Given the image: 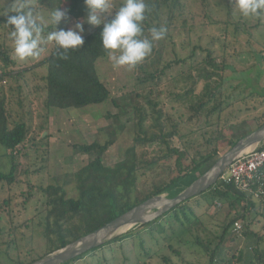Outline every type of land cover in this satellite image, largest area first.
<instances>
[{
  "label": "rangeland",
  "instance_id": "rangeland-1",
  "mask_svg": "<svg viewBox=\"0 0 264 264\" xmlns=\"http://www.w3.org/2000/svg\"><path fill=\"white\" fill-rule=\"evenodd\" d=\"M148 1L153 3L155 0H145V3ZM29 2L38 22L44 24L42 37H46L55 29L54 25L47 22L51 9L58 6L67 9L70 4L69 1L44 4H39L37 0H29ZM123 2L124 0H111L113 10L118 9ZM181 2L183 9L174 11L171 22L169 21L171 8L167 7L161 10L159 18L152 23V26L164 25L167 29L166 37L154 42L151 54L137 67L131 70L127 67H113L109 56L98 62L100 78L111 94L109 101L84 109H53L47 120L46 110L43 107L45 83L42 80L46 75V69L35 66L49 57L56 46L53 43H42L38 55L21 60L13 51L12 27L1 23L0 47L6 49L10 53L11 60L15 61L16 66L13 70L33 69L26 72L21 80L6 78V82L0 84V92L8 98L11 120L15 122L22 119L31 126L30 138L18 155L17 181L12 185L0 184L2 231L0 264H9L18 259L25 261L45 253L46 243L40 223L45 216L43 212L45 199L38 188L57 183L63 184L90 162L92 157L79 153L74 149V145L91 144L94 141L104 144L112 140L114 143L104 157V163L109 166H113L130 154L135 138L133 115L135 105L147 108L150 100L159 104L158 109L164 107V110L172 116L173 122L179 124V132L183 137L181 141H176V145L180 148L184 145L188 147L189 159L204 156L213 150V146H208L206 142L216 135L214 129H207L203 122H198L195 118L190 121V113L182 108L178 109V104L169 93L176 92L190 70L205 60V50L213 53L218 65L225 64L226 68H232V72L226 69L222 73L225 77L235 75L237 68H244L245 65L238 62L241 60L240 56L252 63L253 59H260V52L264 51V16L251 18L240 16L234 11L233 0H181ZM14 3L15 0H0V18L8 19V16L15 15L11 12ZM86 15L87 12L75 17L70 15V21L62 22L58 27L67 28L76 19H83ZM95 28L85 23L83 36L88 35ZM194 49L196 51L191 59ZM169 63L172 67L164 71L159 81L148 82L144 86L138 84L137 77H145V72L152 73ZM261 65L264 66V63L262 62ZM206 70L214 72L213 69ZM206 70L195 69L197 79ZM200 76L199 79L203 80L204 78ZM214 79L217 80V77ZM200 80L198 94L204 86V80ZM258 88L259 86L256 90L260 91ZM224 89L226 96L230 98L226 100L227 103L235 101V104L224 114V118H236L235 122H240V125L231 126L221 134L218 153L209 158L205 166L194 174L195 176L211 167L233 146L234 141L255 130V119L263 114V105H260L258 113L247 112L246 106L238 103L241 101L236 97L237 89L228 88V82ZM112 100H115V104ZM173 106L176 108L172 109ZM108 115L111 118L107 117ZM115 116H119V119ZM155 131V128L148 129L149 134ZM5 154L6 151L0 146V170L8 172L10 163ZM153 155L151 151L149 157L152 158ZM159 172L163 174L162 169ZM153 175L151 173L150 176L141 179L144 188L157 181L154 180ZM30 186L33 187L31 198L26 203ZM65 188L70 196H77L73 184ZM234 199L235 196L212 204L203 198L190 201L189 206L193 215L190 223L185 226L186 230L182 231L183 228L178 224H173L174 231H181L179 238L174 236L175 233L172 234L170 229L165 235L157 232L152 235L142 233L140 238L133 237L87 259H90L91 264L205 263L207 261L205 247H214L225 223L236 214L244 213L241 203H235L234 210L231 209L230 203L235 202ZM259 203L256 202L257 208L260 206ZM260 211L263 215L259 216L256 225H249L250 217L246 221L239 220L244 226L243 234L234 235L232 231L228 233L224 245V259L231 264H245L244 260L251 256V250L256 248V239L249 235L245 236L244 233H248V228L259 235L264 233V207ZM250 212L252 214L253 210ZM133 232L135 233V230ZM240 253L243 261L237 263Z\"/></svg>",
  "mask_w": 264,
  "mask_h": 264
},
{
  "label": "trees",
  "instance_id": "trees-1",
  "mask_svg": "<svg viewBox=\"0 0 264 264\" xmlns=\"http://www.w3.org/2000/svg\"><path fill=\"white\" fill-rule=\"evenodd\" d=\"M61 1H69L67 9L71 16L75 17L80 13L87 12L83 0H37L39 4ZM146 4V19L142 25L145 36L149 28L152 27V23L159 18L162 9L171 8L170 22L173 19L174 11L183 9L181 0H155L153 3L148 1ZM6 22L7 18H0V26L1 23ZM100 32L101 27H96L84 36L83 47L69 50L67 53L57 52L55 49L49 57L35 66L46 69V75L42 77L45 83L43 107L46 110V120L53 109H84L102 105L110 100V91L101 80L97 67L101 59L108 57V52L103 48L100 40ZM195 51L196 49L193 50L191 59H193ZM205 51V60L190 70L189 74L181 81L180 85L182 86H179L180 88L178 87L176 92L169 94L178 104V109L182 108L190 113V121L195 118L198 122H203L207 129H214L216 135L206 142L208 146H213V150L204 156L189 159L188 147L184 145L180 148L176 145V141H181L183 137L179 132V124L173 122L172 116L164 110V107L158 109L159 104L150 100L147 108L135 105L133 108L135 138L130 154L113 166H109L104 163V157L114 143L112 140L104 144L94 141L91 144L74 145V149L79 153L92 157L90 162L71 175L63 184L57 183L38 188L45 199L43 204L45 216L40 222L46 243L45 253L25 261L20 259L11 261L9 264H32L99 229L153 196L177 189L184 183L186 185L192 183L195 179L194 174L205 166L209 158L218 153L221 134L231 126L240 125V122H235L236 118H224V114L233 105L226 101L230 100L224 89L227 79L222 74L227 69L226 65H218L213 53L209 50ZM0 62L2 64L0 67L1 83L6 82V78L15 81L21 80L26 72L33 69L13 70L16 63L11 60L10 53L2 47H0ZM171 67L172 64L169 63L152 73L143 70L146 76H139L136 80L141 86L148 82L155 83L161 79L164 71ZM198 68L214 70V72L206 70L200 74L202 76L199 75L200 78H204V86L199 94L197 88L200 79L199 76V80L197 79L194 71ZM214 77H217V80ZM112 102L115 104V100ZM8 104L7 96L0 92V146L6 151L5 155L10 163L8 172L0 170V184L12 185L17 181L18 155L30 138L31 126L22 119L12 121ZM174 107L172 109L176 108ZM107 117L111 118L110 115ZM115 118L119 119V116H115ZM255 123L256 129L264 125V111L261 116L255 119ZM149 128H155L156 131L149 134ZM245 135L247 134L242 135L240 139ZM238 140L234 141L232 145ZM151 151L154 153L152 158L149 157ZM160 169L163 170V176L159 172ZM151 173L154 174V180L157 181L144 188L141 179L150 176ZM157 175L158 177H156ZM69 184L74 185L77 196L68 194L65 186ZM29 188L28 197L25 199L26 203L31 198L33 187ZM233 196H235V202L230 203L231 209L234 210L235 203H241L244 213L236 214L225 223L221 234L216 238L218 241L214 247H205L207 261L202 263L231 264L230 261L224 259V245L227 242L228 233H231L234 223L239 220L246 221L249 217V225H256L259 216L263 215L260 210L264 207V201L257 202L260 204L257 208L255 201L245 200L246 194L236 190L233 184L225 185L221 179L203 194L182 203L157 220L137 228L135 233L133 232L134 234L131 232L121 236L65 264L89 263L90 259L87 258H93L95 254L131 240L133 237L140 238L142 233L152 235L157 232L160 235H165L170 229L172 234L175 233L174 236L179 238L181 231H174L173 224H178L183 228L182 231L186 230L185 226L190 223L191 215H193L189 206L190 201L203 198L212 204L215 201L229 200ZM250 210H253L252 214ZM248 230V233L245 232L244 235L256 239V248L251 250V256L249 255L244 263L264 264V233L259 235L250 228ZM1 233L0 228V235ZM242 261L243 256L240 253L237 263H242Z\"/></svg>",
  "mask_w": 264,
  "mask_h": 264
},
{
  "label": "clouds",
  "instance_id": "clouds-1",
  "mask_svg": "<svg viewBox=\"0 0 264 264\" xmlns=\"http://www.w3.org/2000/svg\"><path fill=\"white\" fill-rule=\"evenodd\" d=\"M87 15L76 19L67 28H59L62 22H69V10L62 6L51 9L48 23L55 29L42 37L44 24L39 23L29 0H15L7 24L12 27L13 51L21 60L39 54L42 43H53L57 52L83 47L84 24L101 27L100 40L108 52L113 67H127L129 70L142 63L152 52L154 42L165 39L164 25L152 26L144 35L143 22L146 19L145 0H124L113 10L111 0H83ZM234 11L244 18L264 16V0H233Z\"/></svg>",
  "mask_w": 264,
  "mask_h": 264
},
{
  "label": "water",
  "instance_id": "water-1",
  "mask_svg": "<svg viewBox=\"0 0 264 264\" xmlns=\"http://www.w3.org/2000/svg\"><path fill=\"white\" fill-rule=\"evenodd\" d=\"M264 145V125L239 139L191 184L153 196L106 225L32 264H65L137 228L149 224L182 203L212 188L235 161Z\"/></svg>",
  "mask_w": 264,
  "mask_h": 264
},
{
  "label": "built area",
  "instance_id": "built-area-1",
  "mask_svg": "<svg viewBox=\"0 0 264 264\" xmlns=\"http://www.w3.org/2000/svg\"><path fill=\"white\" fill-rule=\"evenodd\" d=\"M220 179L225 185L233 184L236 190L246 194L245 200L263 202L264 145L231 164ZM243 231L244 226L241 222L234 223L232 227L234 235H241Z\"/></svg>",
  "mask_w": 264,
  "mask_h": 264
},
{
  "label": "crops",
  "instance_id": "crops-1",
  "mask_svg": "<svg viewBox=\"0 0 264 264\" xmlns=\"http://www.w3.org/2000/svg\"><path fill=\"white\" fill-rule=\"evenodd\" d=\"M242 56H244L243 53ZM259 57L260 59H253L252 63L244 60L243 57L240 56L239 58L241 60L238 62L242 63L243 66L245 65L244 68H237L235 75L226 77L228 88L237 89L236 97L241 101H238V103L246 106L247 112L252 111L258 113L260 111V105L264 106V66L261 65L262 62L264 63V51L260 52ZM227 70L232 72V68H227ZM258 86L260 91L256 90ZM230 103L235 104V101H231Z\"/></svg>",
  "mask_w": 264,
  "mask_h": 264
}]
</instances>
